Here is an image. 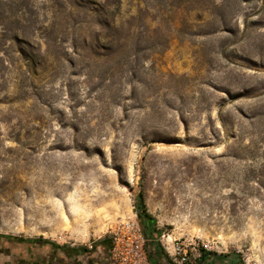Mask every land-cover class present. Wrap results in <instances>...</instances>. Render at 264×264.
Masks as SVG:
<instances>
[{"label":"rangeland","instance_id":"1","mask_svg":"<svg viewBox=\"0 0 264 264\" xmlns=\"http://www.w3.org/2000/svg\"><path fill=\"white\" fill-rule=\"evenodd\" d=\"M141 201L264 264V0H0V235L114 264Z\"/></svg>","mask_w":264,"mask_h":264},{"label":"built area","instance_id":"2","mask_svg":"<svg viewBox=\"0 0 264 264\" xmlns=\"http://www.w3.org/2000/svg\"><path fill=\"white\" fill-rule=\"evenodd\" d=\"M112 236L111 259L114 264H153L147 249L148 240L138 222L122 224ZM174 264H196L191 259V250L180 240H172L167 249ZM201 257V252L195 260Z\"/></svg>","mask_w":264,"mask_h":264},{"label":"flooded vegetation","instance_id":"3","mask_svg":"<svg viewBox=\"0 0 264 264\" xmlns=\"http://www.w3.org/2000/svg\"><path fill=\"white\" fill-rule=\"evenodd\" d=\"M57 247L43 238L30 239L0 235V264H67L66 261L70 263L73 258V263L79 264L80 261H76L78 258L73 255L72 249L69 250V254L67 252L61 255L58 251L60 246Z\"/></svg>","mask_w":264,"mask_h":264},{"label":"trees","instance_id":"4","mask_svg":"<svg viewBox=\"0 0 264 264\" xmlns=\"http://www.w3.org/2000/svg\"><path fill=\"white\" fill-rule=\"evenodd\" d=\"M140 199H142L141 193H140ZM139 208H140L139 211L140 225L145 237L148 240L147 249L149 251V256L153 264H161L160 262L161 259H165L170 264H174L160 243V236L162 234V231L157 230L155 227H153V225L156 222V219L153 218L149 212H147L146 205L143 201H141V203L139 204ZM1 236L10 237L6 235H1ZM101 243L102 242H99V244ZM200 252H201V259H204L207 256H219L223 264H245V262L240 258V256H238V252L235 251H232L227 254L224 253L219 254L216 251L202 248ZM86 253H88L87 250ZM91 254L93 253L91 252Z\"/></svg>","mask_w":264,"mask_h":264},{"label":"crops","instance_id":"5","mask_svg":"<svg viewBox=\"0 0 264 264\" xmlns=\"http://www.w3.org/2000/svg\"><path fill=\"white\" fill-rule=\"evenodd\" d=\"M220 254V253H219ZM96 259H100V256L97 257L96 254ZM93 259V257H90L89 261H84L81 264H96V261L91 262L90 260ZM161 264H170L169 262H167L165 259H161ZM199 264H223L221 262V258L219 256H207L204 259L199 260Z\"/></svg>","mask_w":264,"mask_h":264},{"label":"bare ground","instance_id":"6","mask_svg":"<svg viewBox=\"0 0 264 264\" xmlns=\"http://www.w3.org/2000/svg\"><path fill=\"white\" fill-rule=\"evenodd\" d=\"M166 241L169 243V245L167 246V249H168V248H170L172 239L170 240V238H167Z\"/></svg>","mask_w":264,"mask_h":264}]
</instances>
